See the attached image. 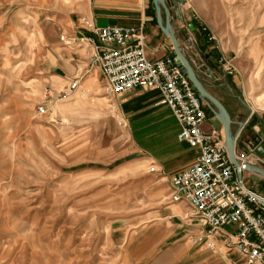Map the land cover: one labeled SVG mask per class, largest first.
I'll return each instance as SVG.
<instances>
[{
	"label": "rangeland",
	"instance_id": "1",
	"mask_svg": "<svg viewBox=\"0 0 264 264\" xmlns=\"http://www.w3.org/2000/svg\"><path fill=\"white\" fill-rule=\"evenodd\" d=\"M88 1L0 0V264H129L132 231L174 203L165 175L133 151L97 67L93 88L88 72L60 94L73 64L60 35ZM181 4L183 31L213 34L237 65L240 98L264 111V0Z\"/></svg>",
	"mask_w": 264,
	"mask_h": 264
},
{
	"label": "crops",
	"instance_id": "2",
	"mask_svg": "<svg viewBox=\"0 0 264 264\" xmlns=\"http://www.w3.org/2000/svg\"><path fill=\"white\" fill-rule=\"evenodd\" d=\"M175 2L179 3L181 14V0H166L170 22L180 49L189 60L193 57L195 64L203 65L207 72L209 69V74L197 70L198 79L228 111L232 120L231 131H238L242 124L235 138V150L252 151L264 159V111L250 110L242 101L237 93L238 70L230 75L225 72L218 61L220 49L208 41L207 34H202L193 25L191 29L190 22H187L189 31H183L184 18L177 19ZM160 10L161 22L164 23V11L162 8ZM86 17L93 18L100 26L118 24L140 28L145 35L146 54L150 59L172 55L171 40L157 21L153 0H89ZM79 31L83 30L77 26L68 28V32ZM188 35L194 36L196 40L195 51L185 48ZM68 56V61L73 62V68L71 64L68 65L65 76L71 79L76 65L81 63L84 68L89 67L92 52L89 48L82 55V48L77 47L73 48ZM95 74L90 71L85 80L82 78L87 88L94 87ZM113 99L114 107L129 134V140L132 141L133 151L141 159L153 161L168 182L171 175L193 162L198 149L177 139V120L156 88L137 86L114 95ZM203 108L206 117L201 129L206 133L213 128L223 130L222 122L215 113L216 107L206 98L203 99ZM252 120L253 125L249 126ZM255 166L264 170L262 164L251 165L241 175L247 186L264 193V174L253 170ZM187 207L189 208L184 201L170 203L156 219L135 228L128 241L129 264H257L246 263L244 257L236 252H217L192 244L189 236L199 233L202 225L198 218L190 215V211L186 212ZM225 230L233 231L234 226H226Z\"/></svg>",
	"mask_w": 264,
	"mask_h": 264
},
{
	"label": "built area",
	"instance_id": "3",
	"mask_svg": "<svg viewBox=\"0 0 264 264\" xmlns=\"http://www.w3.org/2000/svg\"><path fill=\"white\" fill-rule=\"evenodd\" d=\"M79 32L61 34L63 45L88 46L92 56L88 68L76 65L75 73L60 94H71L83 76L98 68L108 94L112 96L134 87L156 88L177 120V139L198 149L193 162L169 178L172 202L184 201L190 215L201 222L199 233L189 236L192 244L217 252H236L246 263L264 264V193L247 186L237 169L264 165V159L234 148L235 165L230 160L223 130L204 132L203 98L198 95L182 66L172 55L150 59L146 54L145 35L140 28L118 24L98 25L85 16L76 25ZM213 42V34H207ZM194 36L186 37L185 48L195 51ZM216 47H218L216 45ZM191 62L195 64V61ZM219 63L227 74L237 70L233 58L220 50ZM52 92L44 91L37 110L47 109ZM234 226L233 231L225 230Z\"/></svg>",
	"mask_w": 264,
	"mask_h": 264
},
{
	"label": "water",
	"instance_id": "4",
	"mask_svg": "<svg viewBox=\"0 0 264 264\" xmlns=\"http://www.w3.org/2000/svg\"><path fill=\"white\" fill-rule=\"evenodd\" d=\"M153 2L155 4V8H156L157 21H158L161 29L163 30V32L171 40L172 47H173L172 55L174 57L175 62L178 65L182 66V68L184 69L187 77L191 81V83H192L194 89L196 90V92L198 93V95L200 97H202L203 99L204 98L208 99L216 107L217 110L215 111V113L223 125L225 145L227 147L230 160L232 161L233 164L238 165V161L234 157V142H235L236 135H237L238 131L240 130L242 124H240L238 131H235V132L231 131L232 120L230 118L228 111L226 110V108L220 102L219 99H217L215 96H213L210 92H208L202 86L200 80L198 79L197 70H200L202 72L203 71L207 72L206 68L203 65H200L199 63L194 64L193 62H191L188 59V57L180 49L177 38H176V36L173 32V29H172V23L170 22L169 8L166 4V0H153ZM175 5H176V9H177V19L180 20L181 15L179 13V3L176 4V2H175ZM161 8L164 11V15H165L164 23L161 22V10H160ZM189 26L191 27V29L193 28L192 23H189ZM207 73L209 74V69H208ZM253 121L254 120H252L250 122L249 126L253 125ZM248 167H250V166H248ZM248 167H246V168H248ZM253 170L264 174V170H262L256 166L253 167ZM237 175L241 176V170L239 168L237 169ZM254 179L257 180V177L254 176Z\"/></svg>",
	"mask_w": 264,
	"mask_h": 264
},
{
	"label": "trees",
	"instance_id": "5",
	"mask_svg": "<svg viewBox=\"0 0 264 264\" xmlns=\"http://www.w3.org/2000/svg\"><path fill=\"white\" fill-rule=\"evenodd\" d=\"M193 27H196V25L194 23H192Z\"/></svg>",
	"mask_w": 264,
	"mask_h": 264
},
{
	"label": "bare ground",
	"instance_id": "6",
	"mask_svg": "<svg viewBox=\"0 0 264 264\" xmlns=\"http://www.w3.org/2000/svg\"><path fill=\"white\" fill-rule=\"evenodd\" d=\"M173 56V55H172Z\"/></svg>",
	"mask_w": 264,
	"mask_h": 264
}]
</instances>
